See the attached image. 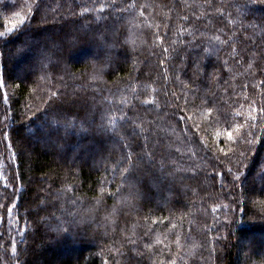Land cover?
Returning <instances> with one entry per match:
<instances>
[{
  "label": "trees",
  "instance_id": "trees-1",
  "mask_svg": "<svg viewBox=\"0 0 264 264\" xmlns=\"http://www.w3.org/2000/svg\"><path fill=\"white\" fill-rule=\"evenodd\" d=\"M261 109L264 0H0V264H264Z\"/></svg>",
  "mask_w": 264,
  "mask_h": 264
},
{
  "label": "rangeland",
  "instance_id": "rangeland-1",
  "mask_svg": "<svg viewBox=\"0 0 264 264\" xmlns=\"http://www.w3.org/2000/svg\"><path fill=\"white\" fill-rule=\"evenodd\" d=\"M53 127L54 128H58L56 125L54 126L53 125ZM59 127L61 128V129H66V127H69L68 125H66V124H61V125H59ZM37 128H39V127H37ZM33 142H36V140H34V138L33 139H31ZM110 149V148H109ZM134 179H137V176H135V178ZM250 237L252 238V240L253 241H256L257 239H256V237H259L261 240H262V244L264 245V234L263 235H256V234H254V233H250ZM260 239H258V240H260ZM261 240H260V242H261ZM78 252H79V250H78ZM70 254V253H69ZM237 256H238V254H237Z\"/></svg>",
  "mask_w": 264,
  "mask_h": 264
},
{
  "label": "snow or ice",
  "instance_id": "snow-or-ice-1",
  "mask_svg": "<svg viewBox=\"0 0 264 264\" xmlns=\"http://www.w3.org/2000/svg\"><path fill=\"white\" fill-rule=\"evenodd\" d=\"M217 39H219V38L217 37ZM165 51H167V49H165ZM261 111H264V109H261ZM228 136H229V139H231V137H232V133L229 132V133H228ZM8 211H9V213H11L12 209L9 208Z\"/></svg>",
  "mask_w": 264,
  "mask_h": 264
}]
</instances>
